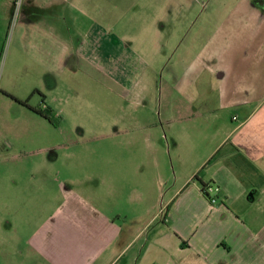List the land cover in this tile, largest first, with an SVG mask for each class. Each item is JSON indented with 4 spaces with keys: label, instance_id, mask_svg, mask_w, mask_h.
<instances>
[{
    "label": "crops",
    "instance_id": "obj_1",
    "mask_svg": "<svg viewBox=\"0 0 264 264\" xmlns=\"http://www.w3.org/2000/svg\"><path fill=\"white\" fill-rule=\"evenodd\" d=\"M12 1L0 4V57ZM235 5L215 35H196L199 50L174 86L190 102L200 96L199 85L208 87L219 109L234 113L229 127L217 118L226 128L215 149L223 152V163L209 180L199 173L211 163L186 173L178 163L172 184L156 197L155 190L169 184L160 163H21L23 170L9 182L12 194L0 196V264H264V10L249 0ZM54 22L62 26L66 18ZM93 31L100 48L117 52L115 39ZM62 32L56 35L65 39ZM14 34L5 69L8 77L20 71L26 78L29 64L18 68L14 60L23 37ZM192 50L188 42L182 53ZM210 182L219 189L215 203L201 192V183Z\"/></svg>",
    "mask_w": 264,
    "mask_h": 264
},
{
    "label": "rangeland",
    "instance_id": "obj_2",
    "mask_svg": "<svg viewBox=\"0 0 264 264\" xmlns=\"http://www.w3.org/2000/svg\"><path fill=\"white\" fill-rule=\"evenodd\" d=\"M13 1L0 57V92L9 90L0 93V196L12 194L9 182L23 170L21 163H160L169 184L159 186L156 197L172 184L178 163L184 173L211 163L199 173L202 181L209 180L223 163V152L215 149L226 128L218 119L223 116L229 127L234 113L220 110L208 87L199 85L200 96L190 102L174 86L199 50L196 35H215L220 18L242 0ZM49 1L58 4L48 6ZM249 1L264 10V0ZM59 17L66 18L62 26L54 22ZM95 29L115 39L116 53L99 47ZM14 31L24 45L14 54L15 64L29 66L26 78L20 71L9 76L10 88L5 68ZM61 32L65 39L57 37ZM188 42L193 50L184 54ZM138 97L146 100L137 102ZM39 105L57 113V127L31 110Z\"/></svg>",
    "mask_w": 264,
    "mask_h": 264
},
{
    "label": "trees",
    "instance_id": "obj_3",
    "mask_svg": "<svg viewBox=\"0 0 264 264\" xmlns=\"http://www.w3.org/2000/svg\"><path fill=\"white\" fill-rule=\"evenodd\" d=\"M27 103V101H26ZM31 110L42 116L43 118H45L53 127H57L58 124H59V121H60V117L57 115V113L49 106H44V107H41L40 105L36 108H31ZM194 180H197L199 181L198 177L195 176L194 177ZM206 184H203L201 183V192L203 193L205 188H206ZM206 196L208 199H209V196L208 195H204Z\"/></svg>",
    "mask_w": 264,
    "mask_h": 264
},
{
    "label": "built area",
    "instance_id": "obj_4",
    "mask_svg": "<svg viewBox=\"0 0 264 264\" xmlns=\"http://www.w3.org/2000/svg\"><path fill=\"white\" fill-rule=\"evenodd\" d=\"M219 192V189L216 187L214 188L213 186L211 185H207L203 194L205 195H208L209 196V200L212 202V203H215L217 201V198H216V194Z\"/></svg>",
    "mask_w": 264,
    "mask_h": 264
}]
</instances>
